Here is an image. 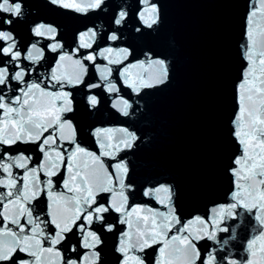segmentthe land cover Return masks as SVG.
<instances>
[{
	"label": "snow or ice",
	"instance_id": "obj_1",
	"mask_svg": "<svg viewBox=\"0 0 264 264\" xmlns=\"http://www.w3.org/2000/svg\"><path fill=\"white\" fill-rule=\"evenodd\" d=\"M258 3L244 17L241 38L247 43L241 45V75L234 84L239 114L232 142L242 146V154H234L225 167L234 190L224 193L223 202H211L216 206L205 205L203 215L187 219L178 186L167 179H157L140 193L166 211L135 202L127 156L139 146L136 130H86L78 120L82 111L99 114L101 97L93 89L110 94L111 107L130 117L140 100L170 84L167 57L138 60L132 44L97 52L93 28L85 25L69 40L62 25L43 19L30 26L29 47L15 31L33 14L25 0H0V187L6 190L0 192V264H110L106 239L114 230L120 233L112 250L115 264H222L200 242H218L217 232L229 230L221 227L225 220L240 221L237 227L243 229L245 216L254 217L261 228L247 250L255 256L257 243L264 249V0ZM40 8L77 19L73 13L107 11L109 4L41 0L37 13ZM134 15L137 32L163 24L157 0H137ZM128 16L127 10L114 11V28L100 38L120 41ZM113 65H124L115 69V80ZM90 69L98 73L96 82ZM125 87L127 98L121 95ZM89 135L99 155L89 150ZM26 152L34 154L35 162ZM61 183L63 190H58ZM192 224L198 227L193 230ZM226 264L238 261L227 259Z\"/></svg>",
	"mask_w": 264,
	"mask_h": 264
},
{
	"label": "water",
	"instance_id": "obj_2",
	"mask_svg": "<svg viewBox=\"0 0 264 264\" xmlns=\"http://www.w3.org/2000/svg\"><path fill=\"white\" fill-rule=\"evenodd\" d=\"M157 2L161 5L163 24L153 30L141 28L137 32L135 29L140 27L134 15L137 0H108L107 11H90L87 15L73 13L77 19L50 13L42 8L37 13L41 0H25L33 14L18 23L15 31L18 39L30 47V26L40 19L62 25L61 32L69 40L73 33L85 30L86 25L98 32L97 43L93 45L97 52L104 47H128L132 44L137 49L138 60H144L146 55L149 59L167 57L166 62L171 67L170 84L140 100L130 117H123L111 107L110 94L93 89L101 97L99 114L85 116L82 111L78 120L86 126V130L88 126L92 129L129 127L130 130H136L140 137L139 146L129 151L127 156L130 168L128 180L137 193L135 202L147 203L150 207L166 211L163 206L142 197L140 193L142 188L151 186L157 179H167L178 186V203L186 218L194 219L195 215H203L205 205L209 209L216 206L211 202H223L224 193L230 187L234 190V184L229 180L230 173H225L230 158L234 154H242V146L232 142L235 116L239 114L234 84L239 82L241 75L244 52L241 45L247 43L246 37L241 38L244 17L253 5L258 9L259 3L258 0ZM117 10L129 12V23L122 30L120 41L101 39L114 28L113 12ZM144 32L149 34H142ZM243 63L246 66L247 62ZM112 67V78L115 80L118 75L115 69H122L124 65ZM89 76L93 82L98 80V73L91 69ZM119 84L122 81H118ZM128 91L125 87L121 95L127 98ZM85 142L89 150L100 154L94 136L89 135ZM31 155L35 162L34 154ZM58 190H63L62 183ZM3 191L6 190L0 187V192ZM129 206H133L131 197ZM239 223L225 220L221 227L229 230L217 232L218 242L201 241L200 244H207V251L215 253L222 264H226L227 259H237L238 264H247L248 260L254 261V264H264V249L259 243L254 246L255 256L247 250L248 242L260 235L259 223L254 217L247 216L243 221V229L237 227ZM197 227L196 224L191 225L193 230ZM117 228L126 230L124 225L117 224ZM119 235L116 230L107 234L110 264H115L112 250L119 242Z\"/></svg>",
	"mask_w": 264,
	"mask_h": 264
}]
</instances>
